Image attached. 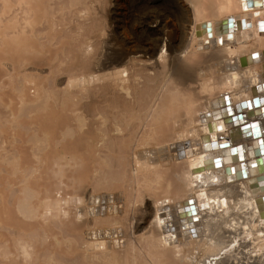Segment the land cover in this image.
Masks as SVG:
<instances>
[{"label": "bare ground", "instance_id": "1", "mask_svg": "<svg viewBox=\"0 0 264 264\" xmlns=\"http://www.w3.org/2000/svg\"><path fill=\"white\" fill-rule=\"evenodd\" d=\"M0 264H264V0H0Z\"/></svg>", "mask_w": 264, "mask_h": 264}]
</instances>
